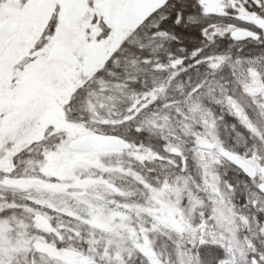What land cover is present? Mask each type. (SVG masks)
I'll return each instance as SVG.
<instances>
[{
  "label": "snow or ice",
  "instance_id": "6c2138e0",
  "mask_svg": "<svg viewBox=\"0 0 264 264\" xmlns=\"http://www.w3.org/2000/svg\"><path fill=\"white\" fill-rule=\"evenodd\" d=\"M0 264H264V0H0Z\"/></svg>",
  "mask_w": 264,
  "mask_h": 264
}]
</instances>
